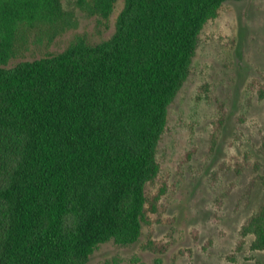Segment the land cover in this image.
<instances>
[{
    "label": "trees",
    "instance_id": "obj_1",
    "mask_svg": "<svg viewBox=\"0 0 264 264\" xmlns=\"http://www.w3.org/2000/svg\"><path fill=\"white\" fill-rule=\"evenodd\" d=\"M225 1L123 0L107 39L78 35L8 66L31 30L52 40L76 21L62 0H0V264H86L103 242L138 240L168 107ZM115 2L74 0L100 19ZM250 89L264 101V76ZM248 157L235 158L237 172ZM255 180L264 188V166ZM239 234L264 250V201Z\"/></svg>",
    "mask_w": 264,
    "mask_h": 264
},
{
    "label": "rangeland",
    "instance_id": "obj_2",
    "mask_svg": "<svg viewBox=\"0 0 264 264\" xmlns=\"http://www.w3.org/2000/svg\"><path fill=\"white\" fill-rule=\"evenodd\" d=\"M76 24L48 40L31 30L7 65L64 50L78 35H112L123 0L106 19L62 0ZM264 76V0H226L201 29L190 72L168 107L156 148L159 173L146 186V221L137 241L99 244L86 264H264L241 223L264 201L255 180L264 131V101L250 89ZM216 141L212 145L211 135ZM212 147V149H211ZM249 156L237 172L235 158ZM222 161L219 178L213 172Z\"/></svg>",
    "mask_w": 264,
    "mask_h": 264
}]
</instances>
